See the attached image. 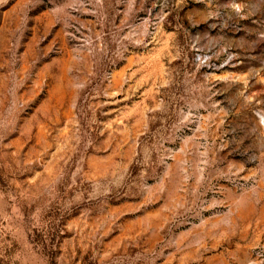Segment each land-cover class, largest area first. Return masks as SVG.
<instances>
[{"label": "rangeland", "instance_id": "374dc122", "mask_svg": "<svg viewBox=\"0 0 264 264\" xmlns=\"http://www.w3.org/2000/svg\"><path fill=\"white\" fill-rule=\"evenodd\" d=\"M0 259L264 264V0H0Z\"/></svg>", "mask_w": 264, "mask_h": 264}, {"label": "trees", "instance_id": "16d2710c", "mask_svg": "<svg viewBox=\"0 0 264 264\" xmlns=\"http://www.w3.org/2000/svg\"><path fill=\"white\" fill-rule=\"evenodd\" d=\"M0 264H8L4 260L0 259Z\"/></svg>", "mask_w": 264, "mask_h": 264}]
</instances>
